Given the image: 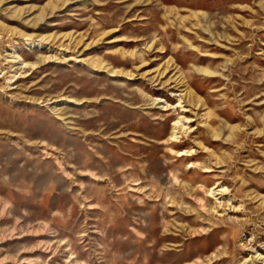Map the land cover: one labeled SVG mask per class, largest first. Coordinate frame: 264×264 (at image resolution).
<instances>
[{"label": "rangeland", "instance_id": "1", "mask_svg": "<svg viewBox=\"0 0 264 264\" xmlns=\"http://www.w3.org/2000/svg\"><path fill=\"white\" fill-rule=\"evenodd\" d=\"M263 257L264 0H0V264Z\"/></svg>", "mask_w": 264, "mask_h": 264}, {"label": "bare ground", "instance_id": "2", "mask_svg": "<svg viewBox=\"0 0 264 264\" xmlns=\"http://www.w3.org/2000/svg\"><path fill=\"white\" fill-rule=\"evenodd\" d=\"M36 41L35 40H32L30 39L29 41V44L32 45V44H36L35 43ZM38 44L42 45L41 42H39ZM10 58H9V62H12L13 64L11 65V67L13 65H15V69H16V72L13 73L9 79L12 80L14 77H18V76H21L23 73H25V68H36L40 61H44V62H47V61H51V60H64L65 57L64 55L62 54V52L60 53H49V54H45V55H42L41 56V59L40 61L38 60H27L25 59L24 57H22L16 50H14L12 53H10L8 55ZM67 59V58H66ZM106 67V66H105ZM104 69L108 70L109 72H111V74H117V70L116 69H113V68H105ZM91 98H76L74 96H68V95H63V96H60V97H57V98H51L49 100H43L42 102L45 104V105H49V104H52V103H55L59 100H62L63 102H74V103H83L84 101H87V100H90ZM91 101V100H90ZM176 106H182V103L179 102L176 104ZM168 107H171V105L169 103L166 104V108ZM187 117L186 116H180L177 120L174 121V124H173V130L171 132V138L172 140H179V138L181 137V135L183 133H185L186 131L189 130V127L187 126ZM182 153H188L190 154V150H183ZM227 190V188L225 187H218V185L216 186H213L210 188V193L213 194V195H216V194H220V193H223ZM219 204L222 203V201H219ZM253 251L256 252V255H252L250 258H247L245 260V262H248V263H251L253 258L255 259V257H260L261 254L257 252V250H255L253 248ZM264 259V257H263Z\"/></svg>", "mask_w": 264, "mask_h": 264}]
</instances>
